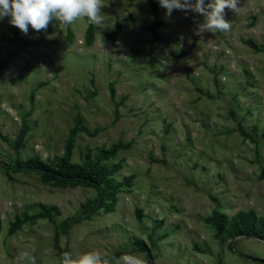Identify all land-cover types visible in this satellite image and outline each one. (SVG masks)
I'll list each match as a JSON object with an SVG mask.
<instances>
[{
  "label": "rangeland",
  "instance_id": "374dc122",
  "mask_svg": "<svg viewBox=\"0 0 264 264\" xmlns=\"http://www.w3.org/2000/svg\"><path fill=\"white\" fill-rule=\"evenodd\" d=\"M158 6L153 43L148 0H108L90 44L86 20L27 35L0 20V264L29 249L36 264H59L56 244L149 264L141 240L153 264H264L262 239L228 232L242 214L264 223V0L226 8L231 30L215 34L198 33L197 13ZM76 124L71 165L121 145L101 161L119 168L114 201L99 207L89 185L11 167L53 165ZM215 209L221 232L206 221ZM16 218L26 219L10 234Z\"/></svg>",
  "mask_w": 264,
  "mask_h": 264
},
{
  "label": "clouds",
  "instance_id": "9594fccd",
  "mask_svg": "<svg viewBox=\"0 0 264 264\" xmlns=\"http://www.w3.org/2000/svg\"><path fill=\"white\" fill-rule=\"evenodd\" d=\"M160 6L171 16L174 9L191 11L203 17L198 24V33L225 32L231 30V22L224 19L225 9L235 13L239 11L240 0H159ZM108 0H0V20L8 18L10 25L17 27L27 35L29 26L36 32L46 31L55 20L59 25L71 26L77 21L86 20L89 25L102 28L106 23L103 7ZM34 250H25L16 258V264H36ZM59 264H145L134 254H122L119 257L106 258L100 251L93 250L73 256L64 251L59 257Z\"/></svg>",
  "mask_w": 264,
  "mask_h": 264
},
{
  "label": "trees",
  "instance_id": "16d2710c",
  "mask_svg": "<svg viewBox=\"0 0 264 264\" xmlns=\"http://www.w3.org/2000/svg\"><path fill=\"white\" fill-rule=\"evenodd\" d=\"M149 1V8L153 18V25L151 27V42L153 43L158 39V34L156 32V27L160 25L162 22L161 15L159 13V0H148ZM92 25L88 24V27L85 32V42L90 44L92 42ZM246 44L255 47V44L251 40H247ZM113 84H109V91L110 96L113 98ZM116 111L119 106V102L115 103ZM30 127L28 124L23 120L21 123V127L19 132L16 136L15 142L13 147L15 149L20 148L23 145L24 137L26 136L27 132L29 131ZM78 131H85V129L81 126L76 124L70 131L67 140L65 141V145L63 146L64 150L60 157L56 158L55 163L47 164L43 161L39 160L38 158L29 159L25 162L20 160H16L15 165L11 166L12 169L17 170L21 169L22 167L26 169H33L41 173L42 177L46 180H73L77 183L86 184L91 186L95 189L98 198L96 200L97 207L105 205L104 199L106 197H110L111 201H114L113 194L117 190V186L112 184L111 175L119 168V165L115 166H107L101 164L102 160H106L115 155L117 148L120 147V144H113L112 147H109V150H101V154L99 155L98 159L92 161L88 158V160L79 165L74 164L71 165L69 163L70 155H71V146H73V135ZM240 133L247 136V138H251L250 135L246 134L243 130H239ZM261 179L264 180V169L260 172ZM110 206V204H109ZM109 206L107 208H109ZM95 208H88L85 210V213L94 210ZM24 219L16 218L14 222L10 224L9 233L12 234L15 230H17L20 225L23 223ZM206 221L211 223L217 232H221L225 227V219L224 216L217 210H213L211 216L206 218ZM263 220H256L254 216H249L247 214H242L238 217L235 223L229 226L228 232L231 235H252L264 241V228H263ZM61 231H65L66 225L65 223L60 224ZM137 248L144 253L145 257L147 258L149 264H153V257L150 253L148 246L144 243V241L137 242ZM57 251L62 255L64 252L57 244H56Z\"/></svg>",
  "mask_w": 264,
  "mask_h": 264
}]
</instances>
